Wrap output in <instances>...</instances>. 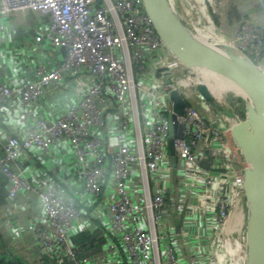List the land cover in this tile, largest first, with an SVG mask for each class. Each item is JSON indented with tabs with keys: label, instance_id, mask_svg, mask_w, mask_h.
Wrapping results in <instances>:
<instances>
[{
	"label": "built area",
	"instance_id": "1",
	"mask_svg": "<svg viewBox=\"0 0 264 264\" xmlns=\"http://www.w3.org/2000/svg\"><path fill=\"white\" fill-rule=\"evenodd\" d=\"M167 1L196 35L216 32L218 11L220 26H235L222 42L264 72V0ZM14 14L35 22L16 26ZM209 74L168 48L143 0H0V223L15 248L2 253L248 264L251 166L232 136L240 120L207 108Z\"/></svg>",
	"mask_w": 264,
	"mask_h": 264
},
{
	"label": "water",
	"instance_id": "2",
	"mask_svg": "<svg viewBox=\"0 0 264 264\" xmlns=\"http://www.w3.org/2000/svg\"><path fill=\"white\" fill-rule=\"evenodd\" d=\"M143 1L162 40L186 66L223 75L243 93L245 118L233 125L232 136L251 166L243 182L250 208L248 264H264V72L233 44L225 43V53L220 55L195 41L196 34L183 24L167 0ZM200 92L207 101L212 99L207 85L201 86ZM172 99L175 109L182 113L185 103L180 95L175 92ZM172 163L175 165V158Z\"/></svg>",
	"mask_w": 264,
	"mask_h": 264
},
{
	"label": "trees",
	"instance_id": "3",
	"mask_svg": "<svg viewBox=\"0 0 264 264\" xmlns=\"http://www.w3.org/2000/svg\"><path fill=\"white\" fill-rule=\"evenodd\" d=\"M231 15L235 16L236 18H239V15L236 10H233L231 12ZM206 84L213 100L215 101V104L221 103L223 105H221L222 107H224L228 111L233 112L236 115L237 120H243L245 118V100L241 89L236 83H234L232 80L228 79L223 75L212 72L211 76L206 79ZM5 197L6 193L2 190V187L0 185V208L3 207L5 204ZM1 238L3 239L2 235ZM3 241L8 244L7 241ZM7 248L15 250L13 246H8ZM2 254L7 255L6 253ZM12 256L13 254H11L9 257ZM17 256L20 258L19 262L11 260V258L8 259V257L6 260L0 256V264H28V262H26V260L22 256Z\"/></svg>",
	"mask_w": 264,
	"mask_h": 264
},
{
	"label": "rangeland",
	"instance_id": "4",
	"mask_svg": "<svg viewBox=\"0 0 264 264\" xmlns=\"http://www.w3.org/2000/svg\"><path fill=\"white\" fill-rule=\"evenodd\" d=\"M213 12H218V11L210 10V14H211L212 18L214 19V21L216 22L215 25L218 28L216 29V32L214 30H212V28L208 29V31L215 32L214 34H216L220 39H222V38H224L223 35H227V33L231 34L230 32L234 31L235 26L227 25L226 28H224L223 26H220L223 18L221 20L220 15L215 14ZM23 19L27 20V22H29V23H31V22L34 23L35 22V17H34L33 14H29L28 16H19L17 14H14L12 16L13 23L16 26H20L22 21H23ZM223 32H225V34ZM210 41L211 40H209V42ZM217 104H215V101L212 98L210 101H207V108L209 109L210 113L213 114V115L216 114L217 112H220L222 114L223 124H231V123H233L235 121V119H237L236 115L233 112L228 111L224 107H222L223 105L221 103L218 104V105ZM3 240H4V238L3 239L1 238V231H0V256L2 258L6 259V260H7V257H8V259L11 258V260H15L16 262H19L20 258L17 255L14 256V259H13V257H9V256H7L5 254H2V251L8 247V244H6Z\"/></svg>",
	"mask_w": 264,
	"mask_h": 264
},
{
	"label": "bare ground",
	"instance_id": "5",
	"mask_svg": "<svg viewBox=\"0 0 264 264\" xmlns=\"http://www.w3.org/2000/svg\"><path fill=\"white\" fill-rule=\"evenodd\" d=\"M215 37L216 38L213 40L214 42L212 44L204 42L205 40H209V38L205 34L199 33L198 35L194 36V40L197 41L198 43H200L201 45H204V47H206L207 49H209V50H211L217 54L224 55L225 50L222 47L225 46L227 43H226V41L222 42V39H220L217 35H215ZM214 44H217V45H214ZM210 76H211V74H209L206 77V79Z\"/></svg>",
	"mask_w": 264,
	"mask_h": 264
},
{
	"label": "crops",
	"instance_id": "6",
	"mask_svg": "<svg viewBox=\"0 0 264 264\" xmlns=\"http://www.w3.org/2000/svg\"><path fill=\"white\" fill-rule=\"evenodd\" d=\"M208 31V30H207ZM200 34H205L207 35L208 38H212V39H215V35L214 34L215 32H212V31H208V32H199ZM0 185L2 187V190L7 193V189H6V179L4 176L0 175ZM35 196L33 194L29 195L28 197H22L19 199V201L23 204H28V203H32V202H35ZM2 210H3V207L0 208V215L2 213ZM30 213H33V211H27L24 213L25 216H23L24 218L22 219H25L26 215L30 214ZM2 230V226H1V223H0V231Z\"/></svg>",
	"mask_w": 264,
	"mask_h": 264
}]
</instances>
